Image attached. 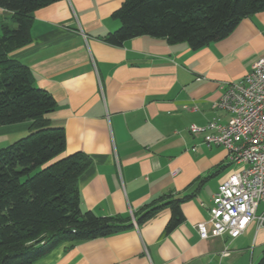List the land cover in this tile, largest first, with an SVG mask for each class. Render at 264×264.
I'll return each instance as SVG.
<instances>
[{"label": "crops", "instance_id": "1", "mask_svg": "<svg viewBox=\"0 0 264 264\" xmlns=\"http://www.w3.org/2000/svg\"><path fill=\"white\" fill-rule=\"evenodd\" d=\"M122 2L58 0L41 7L31 41L10 53L56 99L49 118L65 129L62 155L83 151L91 159L79 179L83 209L133 218L128 229L65 241L33 264H254L264 252L257 219L237 237L205 239L197 228L209 220L219 186L248 163L232 161L225 147L204 143L189 126L228 121L230 113L216 103L225 82L239 80L264 53V9L194 50L151 35L106 42L102 36L120 26L112 14ZM5 15L11 14L0 15V35ZM29 130L30 121L0 125L11 138ZM156 199L180 203L185 218L170 233L169 205L143 223L135 218Z\"/></svg>", "mask_w": 264, "mask_h": 264}, {"label": "trees", "instance_id": "2", "mask_svg": "<svg viewBox=\"0 0 264 264\" xmlns=\"http://www.w3.org/2000/svg\"><path fill=\"white\" fill-rule=\"evenodd\" d=\"M58 0H0V125L30 121L27 135L0 149V264H33L65 241L109 236L133 226V218L83 209L79 179L91 159L66 150L63 126L51 123L57 101L37 86L31 68L10 53L31 41L34 12ZM264 0H123L113 17L120 26L102 36L115 45L141 36L187 42L194 50L228 36ZM169 205L170 233L185 218L178 200L157 199L136 213L138 223ZM254 264H264V252Z\"/></svg>", "mask_w": 264, "mask_h": 264}, {"label": "built area", "instance_id": "3", "mask_svg": "<svg viewBox=\"0 0 264 264\" xmlns=\"http://www.w3.org/2000/svg\"><path fill=\"white\" fill-rule=\"evenodd\" d=\"M4 12L9 11L0 7V15ZM223 88L216 106L230 113L228 121L214 118L204 125L193 123L189 130L202 134L208 145L225 147L232 161L248 165L219 186L209 220L197 224L205 239L226 233L237 237L254 219L264 225V213L257 215L258 205L264 202V53L248 73L225 82Z\"/></svg>", "mask_w": 264, "mask_h": 264}, {"label": "rangeland", "instance_id": "4", "mask_svg": "<svg viewBox=\"0 0 264 264\" xmlns=\"http://www.w3.org/2000/svg\"><path fill=\"white\" fill-rule=\"evenodd\" d=\"M28 133L22 135V136H18L17 138H11L10 135H8L7 133H1L0 132V149L1 148H5L7 147L8 145H10L12 142H14L15 140L27 135ZM15 139V140H14Z\"/></svg>", "mask_w": 264, "mask_h": 264}]
</instances>
